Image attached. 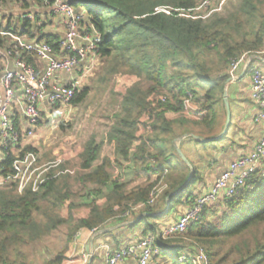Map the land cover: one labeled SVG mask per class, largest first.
<instances>
[{
  "label": "trees",
  "instance_id": "obj_1",
  "mask_svg": "<svg viewBox=\"0 0 264 264\" xmlns=\"http://www.w3.org/2000/svg\"><path fill=\"white\" fill-rule=\"evenodd\" d=\"M69 1L76 12L83 15L79 31L82 37L86 30L100 36L97 56L103 66L106 63L105 72L124 73L135 79L117 95L120 104L117 122L100 141L88 140L81 151L80 167L74 175V184H80L79 190H74L69 181L71 175L64 172L65 159L49 166L42 181L35 186L28 183L18 191L19 179H16L0 187V264H33L22 246L42 239L61 225L67 227L66 244L43 264H64L68 244L77 232L98 229L110 220L122 218L126 211L128 215L133 214L132 208L145 204L150 193L159 186L167 170L164 164L172 156H178L174 147L176 138L191 133V124L206 128L212 133L209 137L216 135L213 129L217 125L219 105L224 110L222 95L231 59L264 47V0H240L233 12L207 23L193 10L201 0ZM40 38L57 49L55 37ZM212 55L216 59L212 60ZM26 60L31 62L32 58ZM144 81L149 83L147 87H143ZM89 89L84 85L76 90L71 104L80 103ZM163 96L166 97L164 101ZM184 107L193 110L188 117ZM172 113L175 118L168 119L167 114ZM41 125L39 121L37 127ZM227 138L228 131L213 141H200L191 136L184 139L213 144L217 148L215 143ZM105 142L113 144V161L109 156L99 159ZM19 147L18 155L8 148L10 152L0 164L2 176L14 175V163L27 152L37 154L39 150L31 144ZM59 159L55 157L54 160ZM124 162L131 163L135 171L151 173L156 178L148 177L145 183L127 190L125 183L112 179L110 172L113 164L121 167ZM188 176V182L173 195L168 196L169 191L158 195H162L163 205L168 196L165 216L180 204L190 207L194 204L199 194L191 190L199 179L198 169L191 167L184 179ZM109 186L110 190L102 196L103 204L93 199L76 205L75 198L81 195L80 190L87 189L97 198ZM56 207L65 208L68 215L61 216ZM79 208H82L80 213L75 210ZM143 209L147 214L135 225L143 222L144 233L158 234L159 223L148 215L153 212V204ZM263 224L264 158L233 195L206 206L199 218L191 221L176 238L161 241L164 253L154 260L160 259L156 264H193L196 250L201 249L209 264H223L222 258L215 260V243ZM229 264H264V241L258 240L253 250L248 248L238 260Z\"/></svg>",
  "mask_w": 264,
  "mask_h": 264
},
{
  "label": "built area",
  "instance_id": "obj_2",
  "mask_svg": "<svg viewBox=\"0 0 264 264\" xmlns=\"http://www.w3.org/2000/svg\"><path fill=\"white\" fill-rule=\"evenodd\" d=\"M216 1L202 0L193 9L196 11L211 10ZM2 2L3 0H0V6ZM39 2L51 8L52 13L60 17L63 34L56 41L57 49H54L44 39L32 37L25 40L12 31L0 29V37L3 39L2 49L14 66L13 69H5L0 77V164L10 152L8 148L18 155L19 146L26 145L34 136L37 123L51 116L50 109L56 108L68 112L71 100L80 86L81 78L71 77L69 81L62 82L59 79L60 73L74 75L75 72L85 67L83 63L90 53L97 56L98 52L97 44L100 41L98 34L86 30L83 38L87 39V42L77 43L76 39L80 33L83 15L76 12L69 0H39ZM199 16L202 17V15ZM27 57L41 62L42 71L40 73L33 63L26 60ZM253 57H261L264 61V47L259 51L244 52L239 57L231 59L227 73L228 79L234 81L238 78L237 69L240 65L248 69L250 74L249 96L258 109L254 119L260 121L264 119V72L251 64ZM16 93L20 95L23 105L20 112L24 121L23 125L16 124L14 116L10 113V105ZM165 99L166 97L163 96L162 100ZM184 110V113L189 116L191 113L189 107H184ZM15 149L18 152H14ZM262 158H264V132L248 153L229 162L227 168L215 178L208 189L199 193L194 204L179 216L176 222L164 226L158 234L147 232L135 242L107 252L106 264H121L127 259H133L134 264H148L152 257L163 254L161 241L176 238L179 233L185 231L191 221L199 218L206 206L233 195L257 168ZM35 160V154L27 152L22 159L14 163L13 167L16 171L14 175L2 176L0 174V187L19 179V186L21 185L19 191H21L29 180H33L31 183L34 186L41 182L47 170L33 175L38 168L33 165ZM26 172L31 173L28 179H25ZM158 194L159 190L154 189L145 204L136 205L132 209L136 210L154 204ZM128 214L126 211L123 215ZM97 230L95 228L90 232L94 234ZM83 257H86L85 253ZM194 258L199 264H209L201 249L196 250ZM180 260H185V257H180Z\"/></svg>",
  "mask_w": 264,
  "mask_h": 264
},
{
  "label": "rangeland",
  "instance_id": "obj_3",
  "mask_svg": "<svg viewBox=\"0 0 264 264\" xmlns=\"http://www.w3.org/2000/svg\"><path fill=\"white\" fill-rule=\"evenodd\" d=\"M201 2L202 0L197 5H199ZM239 2L240 0H219V6L214 7L211 10H193L196 16L202 15V19L205 23H207L210 19L227 16L238 7ZM211 59L213 60L216 58L214 55H212ZM105 69L106 63L103 66V61L101 64V60L97 62L95 61L91 66H88L87 69L82 68L81 72L79 73V75L81 73L82 74L80 75L81 81L78 90L82 89L84 85L90 87L89 92L85 96V98L77 105L71 104L70 111H68L66 114L63 113L64 115L61 118H58L53 122L47 119L41 120V126H43V128L37 133V147L39 149L38 152L41 154V157L39 161L38 152L37 154H35L36 160L33 165L35 168H38H36V170L33 172V175L39 173L40 171L47 170L53 163H55L54 165L59 164L61 162H59L60 159H65L64 172H68L71 175L72 178H70L69 181L73 183L74 190H79L80 184H74V175L76 173V170L80 167L81 159L79 155L81 151L83 150L88 140L94 138L97 142L100 141L105 135L106 131L110 128V126L114 122H117V116L120 115V104L117 95L118 93L123 91L125 86L131 84L135 79L131 75H124V73L107 74L105 72ZM148 85L149 83H147L146 81L143 82V87H147ZM191 105L192 108H195V105H193L192 103ZM229 106L231 113V127H233L239 117V112L241 109H238L237 103L233 100L230 101ZM192 108L190 107L189 111H191ZM51 111L56 113L58 111L62 112L63 110L53 108L51 109ZM183 111L185 110L183 109ZM218 113L219 115L217 123L220 125V128H222L225 122L226 113L225 109L223 110L221 105H219L218 107ZM60 123L64 124L63 127H61ZM189 130H191L190 134L200 136L202 138H210L209 135L212 134L211 132H208L207 129L203 126L197 127L192 124L189 126ZM179 132L180 130H178V133ZM217 132L213 133L216 134ZM32 138L29 139V141L32 140L31 145H33ZM183 139H181V141ZM179 142L180 141H177L176 143H178L179 145ZM226 144L227 143H225V145ZM215 145L220 149L221 146H223V142L215 143ZM179 147L188 162L181 160L177 155L169 158L168 162L164 164V166L166 165L165 168L167 170H165L162 175L159 183L160 187L163 184H166L163 182V179H167V177L172 178V174L176 170L183 171V169L185 168L188 171L191 167L195 166L200 172L203 168L204 163H206L212 157L213 149H216L214 148L213 144L203 145L201 143H196L191 139H184ZM103 156H113L112 147L107 142H105L100 149L99 159H101ZM55 157H59L60 159L55 161ZM116 169H118V167L115 166V164L114 166L112 165L110 167L112 179L117 180L120 183H125V185L129 188L132 186L134 187L136 185L143 184L147 181V176L142 177V179H139L137 177L134 178V171L132 168H129V171L124 172L121 176V179H119V174ZM30 174L31 173L28 172L25 179H28V175ZM117 175L118 177H115ZM155 178L156 177H154V175L150 177L151 180ZM189 178L190 176H188L187 179ZM28 182L31 183L33 182V180H29ZM20 186L18 184V191L20 189ZM88 187L90 188L91 186L88 185ZM107 189L108 188H106L105 190ZM157 189L159 191L161 190L160 188ZM191 191L195 193V190H193V188ZM80 193L81 195L75 198L76 205H80V203H89L93 199L98 200L97 202L99 203V205L103 204V198H94V195L92 193H88L87 189H84L83 191L80 190ZM47 204L45 206H47ZM157 204L161 205V207L164 206L162 195L158 197ZM184 206V204H180L176 207V209L182 210ZM50 209H52V207H50ZM86 209H88V207ZM75 210H78L77 212L80 213L82 211V208ZM56 211L63 217H66L68 215L65 211V208L60 209L56 207ZM176 212V210L170 212L169 217L174 218L177 214ZM163 219H165V217H163ZM37 220H39V217H37ZM161 222H163V220H161ZM66 232L67 227L61 225L51 234L45 235L42 240L37 239L35 241L28 242L25 246H22L23 251L27 255V259L33 262V264H40L41 260L43 261L47 257H50V249L61 248L59 246L63 244L62 242L64 240ZM183 240H185L186 242L190 241L189 239L185 238ZM258 240L264 241V224L259 227L252 228L244 232L243 234L221 239L220 241L215 243L213 250L215 260L219 261L222 258L223 264L232 263L238 260V258L242 254L247 252L248 248L253 250L257 245ZM103 254L104 249L101 248L97 250L94 261L97 262L99 259H102ZM37 259L38 261L35 262ZM153 260L154 259L150 261ZM150 261L148 262V264L150 263ZM154 261V263H156V261H160V259L158 258ZM193 264L198 263L193 262Z\"/></svg>",
  "mask_w": 264,
  "mask_h": 264
},
{
  "label": "crops",
  "instance_id": "obj_4",
  "mask_svg": "<svg viewBox=\"0 0 264 264\" xmlns=\"http://www.w3.org/2000/svg\"><path fill=\"white\" fill-rule=\"evenodd\" d=\"M218 1L219 0L215 2L213 8L219 6ZM0 27V29L4 30L10 28L9 30L7 29V31H11V29H14L13 33L25 40L32 37L40 38L41 36H53L58 39L63 34V25L61 23L60 17L53 14L51 8L42 5L39 0H3L0 6ZM26 30L30 31L31 34L30 32L27 33ZM1 39L2 38L0 37V77L2 76L5 69L14 68L11 59L5 55L4 50L2 49ZM76 41L79 44H85L87 42V39H84L81 33H79ZM95 61H100V58L90 53L88 58L83 63L85 66L84 68L91 66ZM31 62L36 67L38 73H40L42 71L41 62L34 58H32ZM251 64L254 66H258L264 72L263 58L253 57ZM81 69L75 72L74 75L60 73L59 79L62 82L69 81L71 77L79 79L80 75L82 74L81 73L79 75ZM237 75L238 78L236 80L230 81L228 79L229 81H226L224 89H226L227 92L229 105L230 101L233 100L237 103L238 109H241L239 112V117L233 127H231L230 122L228 128L229 135L226 140L222 141L223 146H221L220 149H213L212 157L206 163H204L202 170L199 172V179L194 186L196 194H199L208 189L215 178L224 169L227 168L230 161L236 159L240 155L248 153L254 147L255 143L259 140L260 136L264 132V119L260 121H255L254 119L258 109L257 105L251 101L249 96V71L248 69H245L243 65H240L237 69ZM22 106L23 105L20 99V95L16 93L10 105V113L12 116H14V121L18 125L24 124L23 118L20 116ZM68 111H70V109ZM54 113L55 112L51 111L50 109L51 116L47 120H51V122H53L54 120L61 118L67 112L58 111L55 114ZM174 117L175 113L167 114L168 119H173ZM42 128L43 126L36 127V134H34L32 138L33 145H36L35 147H37V133ZM221 130L222 128H220V125L217 123V125L213 129V132L215 133L218 131L216 133L217 135ZM31 141H28V143L32 144ZM225 143L227 144L225 145ZM109 145L113 150V144L111 143ZM223 147H226L227 150L222 151ZM14 152H18V150L15 149ZM38 156L39 158L41 157V154L39 152ZM109 157L112 161L114 160V151L113 156ZM60 161H64V159H60L59 162ZM115 166H117L119 169H116L119 177L118 175L115 177H118L119 179H121V176L124 172L129 171V168L133 169L134 178L137 177L139 179H142V177L147 176L148 179V177H152L154 175L145 172H143L142 174V172L138 170L135 171L133 166L129 162H124L122 167L118 165ZM172 175V178L167 177V179H163V182L166 183L162 185L163 187H160V185L157 187L161 189L158 195H160V193H164V191H169L170 193L168 196H171L176 193L180 187L184 186L188 182V179H184L187 175V169L185 168L183 169V171L176 170ZM154 177H156V175H154ZM106 188L108 189L105 190ZM106 188L104 189L105 191L103 190L105 193L108 192L111 187L109 186ZM131 188H133V186L130 188L126 186L127 190ZM104 192L97 198H102ZM168 196L165 198V204L163 207L157 204V199L159 197L158 196L153 204V212L148 213V215L156 218V222H160V228H163L170 223L176 222L179 218V215H181V213H184L190 207L184 203L185 206L182 210H177L176 208L170 210V212L174 210L177 211V214L174 218L169 217L170 212L165 216L164 213L168 210ZM146 214L147 213L145 209L138 208L134 210L133 214L110 220L104 226L98 228V230L94 234H92L87 229H83L77 232L76 235L73 236V240L68 244V249L65 253L66 261L64 262V264H106L107 252L117 250L127 244L133 243L145 234V224L143 222H140L138 225H135V223L138 219L145 216ZM163 216L165 217V219H163ZM161 220H163V222H161ZM65 238L66 234L62 242L63 244L59 246L61 248L50 249V257H47L43 261L41 260L40 264H43L44 262L50 260L55 252L64 247V245L66 244ZM101 248L104 249L103 257L102 259H99L97 262H95V254L97 250ZM83 253L86 254V257H83ZM37 261L38 259L35 262ZM151 262L152 264H156L154 263V260L150 261L149 264H151ZM121 264H134V260L127 259Z\"/></svg>",
  "mask_w": 264,
  "mask_h": 264
},
{
  "label": "water",
  "instance_id": "obj_5",
  "mask_svg": "<svg viewBox=\"0 0 264 264\" xmlns=\"http://www.w3.org/2000/svg\"><path fill=\"white\" fill-rule=\"evenodd\" d=\"M222 98H223V104H224V109H225L226 115H225L224 125H223L222 130L220 131L219 134H217V135H215L213 137H210V138H202V137H199V136H196V135H192V134H184V135L180 136L179 138H177L176 141H174V147L176 149V152H177L178 156L182 160H184L185 162H188V161H187L186 157L184 156V154L182 153V151L180 150V147H179L178 143H176L177 141H180L181 139H183L184 137H187V136H191V137H193V138H195L197 140H200V141H213V140H217V139L221 138L223 135H225L227 133L229 125H230V122H231V119H230L231 113H230V107H229V102H228L226 89H224V91H223Z\"/></svg>",
  "mask_w": 264,
  "mask_h": 264
},
{
  "label": "bare ground",
  "instance_id": "obj_6",
  "mask_svg": "<svg viewBox=\"0 0 264 264\" xmlns=\"http://www.w3.org/2000/svg\"><path fill=\"white\" fill-rule=\"evenodd\" d=\"M0 152H1V150H0ZM152 259H155V257H152L150 260H152ZM193 262H194V263H198V262L195 260V258H194Z\"/></svg>",
  "mask_w": 264,
  "mask_h": 264
}]
</instances>
